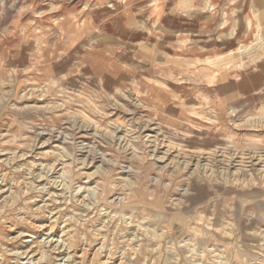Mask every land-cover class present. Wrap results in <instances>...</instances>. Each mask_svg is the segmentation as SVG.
<instances>
[{
	"label": "rangeland",
	"instance_id": "rangeland-1",
	"mask_svg": "<svg viewBox=\"0 0 264 264\" xmlns=\"http://www.w3.org/2000/svg\"><path fill=\"white\" fill-rule=\"evenodd\" d=\"M1 190L0 264H264V0H0Z\"/></svg>",
	"mask_w": 264,
	"mask_h": 264
},
{
	"label": "bare ground",
	"instance_id": "bare-ground-1",
	"mask_svg": "<svg viewBox=\"0 0 264 264\" xmlns=\"http://www.w3.org/2000/svg\"><path fill=\"white\" fill-rule=\"evenodd\" d=\"M67 151V150H66ZM67 153V152H66ZM69 153V152H68ZM63 157H65V156H63ZM66 158V157H65ZM95 159H93V161H94ZM104 161V160H103ZM68 167V166H67ZM102 167V166H101ZM102 170V169H101ZM100 170V171H101ZM66 171V170H65ZM68 172V171H67ZM106 172V171H105ZM100 173V172H99ZM102 173V172H101ZM65 175L67 176L68 175V173H65ZM64 176V175H63ZM125 184H126V186L129 188V190H130V188L132 187V185H133V183H132V180L130 179V178H128L125 182H124ZM162 183V182H161ZM23 186V185H22ZM12 187V186H11ZM12 190V189H11ZM97 190H98V188H97ZM132 191V190H131ZM5 192H8V191H4V190H1L0 191V193H1V195H3V194H5ZM15 192V191H14ZM17 192V191H16ZM189 192V191H188ZM13 193H12V191H11V195H12ZM98 194V193H97ZM6 195V194H5ZM17 195V194H16ZM102 195V193L101 194H98V196H101ZM136 195V194H135ZM14 196V195H13ZM184 196V195H183ZM6 198V197H5ZM178 198V197H177ZM170 200V199H169ZM108 201V200H107ZM122 200L120 199V202H121ZM182 201V200H181ZM182 204V203H181ZM180 205V203L178 204V206ZM35 212V211H34ZM197 219V218H196ZM52 221H54V220H52ZM201 221V220H200ZM198 222V221H197ZM52 223V222H51ZM50 223V224H51ZM55 223V222H54ZM206 225V224H205ZM51 229H53V226L51 225ZM247 233V232H246ZM65 236V234L63 233L62 234V237H64ZM263 239H264V237H262ZM261 238V240H263ZM15 239V238H14ZM70 239L68 238V239H66V241H69ZM53 242V241H52ZM51 242V243H52ZM64 243H66V242H64ZM53 244V243H52ZM60 245H61V243H60ZM68 245V244H67ZM70 245V244H69ZM72 245V244H71ZM70 245V246H71ZM54 246V245H53ZM57 246V245H56ZM59 246V245H58ZM64 247V246H63ZM68 247V246H67ZM58 248V247H57ZM259 249V251L258 252H256L255 254L257 255V256H259L260 258L262 257V255L264 254L263 253V251L260 249V248H258ZM254 251V250H253ZM20 252V251H19ZM27 253V252H26ZM32 253V251L31 252H29L28 254H27V256L29 257V255ZM34 254V253H33ZM22 255V254H21ZM24 255V254H23ZM22 255V256H23ZM35 255V254H34ZM69 255H71V254H69ZM43 256H45V255H43ZM68 256V255H67ZM65 258H69V257H65ZM72 258V257H71ZM95 259V258H94ZM263 258H261L260 260H262ZM68 260V259H67ZM263 261V260H262ZM261 264V263H260Z\"/></svg>",
	"mask_w": 264,
	"mask_h": 264
}]
</instances>
